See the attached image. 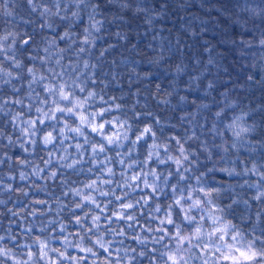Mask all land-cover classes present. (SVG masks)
Wrapping results in <instances>:
<instances>
[{"label": "clouds", "instance_id": "1", "mask_svg": "<svg viewBox=\"0 0 264 264\" xmlns=\"http://www.w3.org/2000/svg\"><path fill=\"white\" fill-rule=\"evenodd\" d=\"M0 264H264V0H0Z\"/></svg>", "mask_w": 264, "mask_h": 264}]
</instances>
